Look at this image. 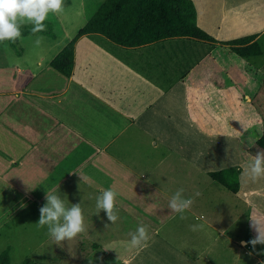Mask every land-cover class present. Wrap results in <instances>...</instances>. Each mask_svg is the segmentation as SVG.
<instances>
[{"label":"crops","instance_id":"crops-1","mask_svg":"<svg viewBox=\"0 0 264 264\" xmlns=\"http://www.w3.org/2000/svg\"><path fill=\"white\" fill-rule=\"evenodd\" d=\"M191 1L197 26L201 17L200 29L214 40L222 38L223 41L238 38L237 35L245 31L241 28L239 34L233 30L223 32V29L234 28L233 21L223 19L226 7L264 4V0ZM258 11L253 13L252 10L245 20L250 18L249 22L255 26L264 13V10ZM245 33L248 34L239 37L250 34ZM86 36L93 38V43L88 42L90 47L74 46L69 77L46 66L48 59L64 46L65 41L53 52H50V45L43 51L38 47H23L20 57L4 49L5 56L0 57V201L7 199L12 211L26 209L31 214H40L48 194L78 199L71 204L66 202L70 206L84 203V223L87 225L82 234L86 240L92 236L90 245H95L101 253L100 260H108L110 264L170 262L173 257H167L165 253L171 256L172 249L177 248L160 238L159 230L170 217L181 218V215L186 217L183 221L187 219L192 225L200 220L203 228L198 231L201 233L212 234L214 240L223 238L220 240L222 250L231 254L236 252L234 258L241 259L244 262L241 264L264 262V255L260 254L264 253V245H256L255 251L251 245H240L241 241L255 238L252 221L264 225V177L258 179L255 186L256 181L244 175L251 163L239 161L237 149H233L229 158L225 151L223 153L220 144L226 145L227 134L202 131L192 120L196 115L197 105L192 104L196 102L197 92H205V97L200 94L205 103L212 97L203 82L211 74L204 60L208 58L204 51L211 43L169 38L124 48L94 34L80 38ZM77 49L79 54H76ZM199 53H203V59L198 57ZM217 68L226 75L234 74L221 61ZM180 77L197 82L187 86L177 81ZM197 84L198 89L194 87ZM186 97H191V101H186ZM177 110L184 119L182 126L177 122L165 124L177 118ZM180 134L199 136L207 152L211 153L209 149H213L214 154L221 155L222 163L203 171L201 166L204 164L208 168L213 165L204 159L200 164V160L196 163L197 155L191 153L190 143L180 144ZM233 140L238 141L232 137L230 141ZM228 167L238 171L239 188L232 195H237L244 185L246 197L240 201L241 206L245 204L244 213L251 212L253 217L251 221H242L243 234L233 237L216 226V213L215 217L206 218L197 216L191 208L182 214L169 208L171 197L179 190L180 174L189 175L192 170H199L206 175V172ZM241 168L242 172L239 171ZM184 186L181 199L193 198L197 205L196 184ZM109 188L117 193L113 211L119 218L115 224L95 206L96 198ZM166 215L171 216L165 219ZM143 225L147 227L150 239L138 248L129 249L132 235ZM89 227L99 232H87ZM181 242L191 245L194 240L184 238ZM204 249L205 245L202 251ZM175 254L176 264L178 257L179 261L188 263L197 257L179 249ZM199 255L203 253L199 252Z\"/></svg>","mask_w":264,"mask_h":264},{"label":"rangeland","instance_id":"rangeland-1","mask_svg":"<svg viewBox=\"0 0 264 264\" xmlns=\"http://www.w3.org/2000/svg\"><path fill=\"white\" fill-rule=\"evenodd\" d=\"M101 1L102 0H68L69 5L65 3L63 5V13L56 14L50 12L45 20L51 24V31L55 37L54 40L57 39V41L51 42L50 39L44 36L31 35L20 39V46L22 45L25 48L31 46L38 47L43 51L50 45L52 49L50 52H53L56 47L60 46L64 41H69L74 36L76 30L85 23ZM252 10L254 11L253 13L257 10H259L258 13H262L264 4L252 7L240 5L239 7H226L224 9L225 14L223 19L231 22L233 21L234 28L231 27L232 29L229 28L228 30L223 29V32L230 33V31L233 30V33L239 34V29L243 28L245 31L239 35L248 34L245 32H250V34L255 33L256 36L251 41L259 45L261 55L258 57L241 59L231 54L228 46L221 44L223 40L220 39L222 38L215 40V42L211 43L210 47L206 48L204 51L208 57L204 58V60H206L205 64L209 66V72L211 71V74H209L208 78L203 82H206L204 86L205 90H207L212 97H208L209 100L205 103L203 101L204 98L200 95L203 93L202 90L200 93L197 92V97H195L196 102L192 104L195 107L197 105L195 109L196 115L193 116L192 119L196 127L202 131L226 133V145L225 143L223 144V142L220 144L223 148V153L225 151L229 158L234 151L233 149H237V151H239V161L247 162L248 160L249 163L253 162V158L257 153H262L255 148L254 142L264 131V13L261 14L259 22L255 23L254 26L252 22H249L251 21L250 18L245 20L250 16ZM202 24L203 22L200 17L198 25L202 26ZM239 35L237 36L239 37ZM219 36L226 37L225 35ZM88 37L89 36H86L84 39H78L74 46L90 47L88 42L92 44L93 38L89 39ZM38 38L41 39L39 45L36 44ZM4 49L10 48H8L6 44H0V57L5 56ZM28 52L29 50H27V55ZM77 53H80L78 49L76 50V54ZM199 54L198 57L201 58L203 53ZM203 57L201 59H203ZM220 61L226 65V69H231L234 74L226 75L223 70L220 71L217 68V64ZM183 78L184 77H180L177 81L181 83L184 82L187 86H193L197 82L195 79L188 80V78H184L185 81H183ZM194 87L198 89V84ZM203 95L205 97V92ZM184 99H186V101H191V97H186ZM175 116H177V118L174 117L170 119L169 122H165V124L177 122L179 126H182L184 119L181 117V111L177 110ZM179 137L180 144L185 141L190 143L191 153L193 152L194 155H197L196 163L200 160L198 162L200 164L202 159H204L208 164L213 165L208 168L206 164H204L201 166L203 171H208L211 168L214 169L219 163H222L223 159L220 160L221 155L217 152L214 154L213 149H209L211 153L207 152V148L199 136L195 137L193 134L192 136L189 134H180ZM232 137L238 141L233 140L231 142L230 140H232ZM164 151L167 152L168 150L164 148ZM168 153L171 154L169 151ZM208 154L210 156H208ZM240 170L242 172V168L239 169V171ZM180 173H183L181 169ZM179 177L177 188L181 189L185 187L184 185L186 184L191 185L194 183L197 186V191L201 192V195L197 196V205L194 203L191 207V210L196 212L197 216L204 215L206 218H212L215 217L216 213L219 220L215 222V224L217 223L216 226L229 232V235L233 237L243 234L244 230L241 228L242 221L246 219L251 221L253 219L251 212L244 213L245 204L241 206L242 203L240 201L245 200L246 197L244 185L237 195H232L215 182H212L207 175L199 170H192L189 175H185V173L180 174ZM260 179H262V177ZM259 180H256L255 186L258 185ZM263 188L264 187H262V189ZM190 189H192V187ZM63 200H67L70 204L74 201H78V199ZM67 202L66 206L70 207V204ZM44 205L45 203H42L41 206L43 207ZM80 205L85 218L84 203ZM235 207H237V209H235ZM11 208V205L7 204V199H1L0 252L6 248L9 249V264H24V259H27L29 264H110L108 260H100L101 253L98 252L96 247L90 245L92 239L91 235L88 240H86L85 235L81 233L72 240L56 243L50 238L47 225L44 227L37 225L40 214H31L30 212H26V209L12 211ZM7 210L9 211L7 212ZM235 212L237 214H234ZM94 215L96 216V214ZM257 215L258 214L255 216ZM6 216L8 218H6ZM170 216L171 215H166L165 219ZM84 224L85 226L87 225V223ZM196 224H200V220L196 221ZM190 225H192V223H190L189 220L186 219L183 221L177 216H172L159 230V237L163 240L165 239L164 241L169 243L172 248L173 246L176 247L177 249L175 250L177 252L179 249L184 254L192 253L197 255L196 258L191 260L192 264L244 263L241 259L234 258L236 252L231 254L229 251L225 252L222 250V242H220V240H224L223 238L220 237L219 240H214L212 234L192 231ZM89 229H87V232L92 231L96 234L99 232V230ZM184 238L189 240L193 239L194 242L191 245H184L181 242ZM200 239H202L201 242L199 241ZM104 242L107 241L105 240ZM204 245L205 249L202 251ZM175 250L172 249L173 255L171 256L165 253L167 257H173L170 262L165 260L167 264H176L174 262L175 257H177ZM199 252H202L203 255H199ZM177 261L178 264H191L183 260L179 261V257Z\"/></svg>","mask_w":264,"mask_h":264},{"label":"trees","instance_id":"trees-1","mask_svg":"<svg viewBox=\"0 0 264 264\" xmlns=\"http://www.w3.org/2000/svg\"><path fill=\"white\" fill-rule=\"evenodd\" d=\"M69 5L68 0H64ZM46 30L33 34L32 25L22 27L21 38L40 35L54 40L51 24L44 21ZM96 35L111 44L134 48L169 38H189L207 43L215 40L196 24L195 8L191 0H102L74 36L46 62L55 73L69 77L73 66V49L76 40L85 35ZM255 35H245L222 41L231 54L241 59L258 57L261 50L251 40ZM19 39V40H20ZM4 43L15 57H20L23 46L20 41ZM255 148L264 153V131L254 142ZM216 184L231 194L238 190V171L234 167L206 172ZM95 247V245H93ZM24 264H29L27 259ZM0 264H9V249L0 252Z\"/></svg>","mask_w":264,"mask_h":264},{"label":"clouds","instance_id":"clouds-1","mask_svg":"<svg viewBox=\"0 0 264 264\" xmlns=\"http://www.w3.org/2000/svg\"><path fill=\"white\" fill-rule=\"evenodd\" d=\"M64 0H0V43L5 41L16 42L21 38V29L27 24L32 25L33 34L44 32L46 25L44 21L48 14H60L64 11ZM41 39L36 40L39 45ZM244 175L251 181L264 177V153H257L253 162L247 167ZM85 179H89L85 177ZM184 189L176 191L169 201V208L176 213H184L189 210L194 203L193 198L181 199V193ZM200 196V192L195 193ZM117 193L111 188L105 189L96 198L97 210L102 209L108 221L115 224L118 220V214L114 213ZM47 203L40 209V219L38 226H48V234L56 243L65 240H72L79 234L85 232L84 215L80 204L66 206V201L56 194L46 195ZM181 215V219H185ZM252 228L256 232L255 238L248 241H241V247L251 245L255 251L256 245H264V225L258 221H252ZM108 227V225H105ZM203 228V224L190 225L192 231H198ZM150 239L147 227L145 225L136 229V234L132 235L129 249L140 247ZM252 253H249L251 255ZM264 255V253H260ZM264 264V262H261Z\"/></svg>","mask_w":264,"mask_h":264}]
</instances>
